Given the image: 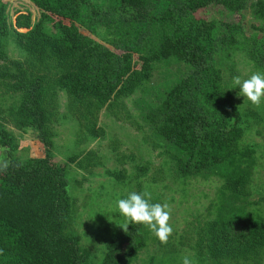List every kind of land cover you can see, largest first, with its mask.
I'll use <instances>...</instances> for the list:
<instances>
[{
    "label": "trees",
    "instance_id": "1",
    "mask_svg": "<svg viewBox=\"0 0 264 264\" xmlns=\"http://www.w3.org/2000/svg\"><path fill=\"white\" fill-rule=\"evenodd\" d=\"M30 1L40 13L35 23L29 8L11 13L0 0V90L15 98V125L34 130L45 153L20 158L0 125V149L9 157L0 164V264H84L80 236L65 231L72 209L67 166L53 153L58 93L65 90L72 113L90 116L89 131L102 135L100 111L142 88L159 60L189 68L142 107L144 119L174 155L180 177L217 176L229 191L208 222L207 253L222 264H263L264 215L246 204L258 156L245 143L241 107L218 62L244 52L263 66L264 34L200 13L250 6L264 18V0ZM11 43L25 59L8 54ZM143 226L130 223L110 239L102 264H131L146 244Z\"/></svg>",
    "mask_w": 264,
    "mask_h": 264
},
{
    "label": "rangeland",
    "instance_id": "2",
    "mask_svg": "<svg viewBox=\"0 0 264 264\" xmlns=\"http://www.w3.org/2000/svg\"><path fill=\"white\" fill-rule=\"evenodd\" d=\"M8 1L11 13L15 8L27 7L33 12V22L39 20L40 13L32 1ZM200 14L225 21H240L247 27L250 36L256 34L261 37L264 34L257 27L251 29V24H264V18L256 16L250 6L242 13H231L222 7L212 6ZM7 52L13 57L26 58L14 43L8 46ZM218 64L223 68L226 87L235 92L241 107L242 123L247 129L245 143L254 146L258 156L246 204L250 211L264 215V201L258 202L264 196V98L257 108L237 95L238 86L233 88L235 76L246 79L253 72L264 73V65L257 66L244 52L225 57ZM188 68L185 63L157 61L152 78L142 88L120 99L117 107L100 111L99 123L104 125L105 134L97 136L88 129L90 116L85 118L81 113H72L67 92L59 91V116L53 127L56 132L53 153L56 162L66 163L67 166L72 209L65 231L80 236L84 264H102L109 240L123 231L119 224L124 223V217L118 211H112L115 201L125 198L129 192L145 190L151 192L152 203H167L170 206L169 223L173 233L168 242L162 244L143 226L146 244L131 264H181L184 255H188L194 264H222L207 253L205 238L208 222L216 216L229 191L217 176L209 179L180 177L174 155L158 142L159 138L142 112L143 106L147 108L153 99H158L159 89L171 86L186 74ZM16 105L12 94L0 90V125L13 136L17 147L15 154L22 159L43 156L44 146L36 132L28 128L23 131L15 125L12 110ZM8 159L2 147L0 164H6ZM123 173L125 177L118 179Z\"/></svg>",
    "mask_w": 264,
    "mask_h": 264
},
{
    "label": "clouds",
    "instance_id": "3",
    "mask_svg": "<svg viewBox=\"0 0 264 264\" xmlns=\"http://www.w3.org/2000/svg\"><path fill=\"white\" fill-rule=\"evenodd\" d=\"M233 85V88L238 86L237 95L243 96L255 107H260L262 98H264V73L253 72L246 79L235 76ZM151 199L152 194L147 190L143 192L132 191L125 198H118L112 211L114 213L118 211L124 217V223L119 224V226L125 232L128 231L130 223L142 224L160 243L166 244L173 233V227L169 223L171 209L167 203H152ZM181 264H194V261L188 255H184L181 257Z\"/></svg>",
    "mask_w": 264,
    "mask_h": 264
}]
</instances>
